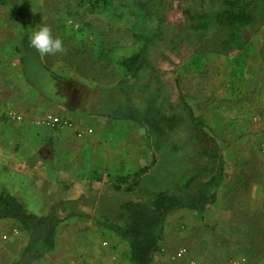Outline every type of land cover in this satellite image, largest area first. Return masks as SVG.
<instances>
[{"label":"crops","instance_id":"0c3cea01","mask_svg":"<svg viewBox=\"0 0 264 264\" xmlns=\"http://www.w3.org/2000/svg\"><path fill=\"white\" fill-rule=\"evenodd\" d=\"M26 21L27 31L30 33L35 26L33 11L28 13ZM52 34L57 36L58 32ZM20 36L21 30L14 13L0 4V191L7 190L26 208L32 209V212H46L38 215L57 211L61 218L64 217L58 225L55 249L47 255L64 257L71 262L78 257L81 264H118L122 260L121 254L127 251V244L97 224L101 217L106 216L95 214V210L98 207L100 209V204L96 201L99 194L97 190L100 184H107L112 191L110 181L114 176L132 172L146 161L136 165L137 158L134 162L127 161L130 159L128 154H134L130 148L135 143L133 140L120 139L119 144H116L121 149L119 157H112L114 145L111 143L106 148L100 134L106 129V125H110L109 129L112 131L122 125L128 128L129 125L142 127L128 121H115L94 115L100 104L112 103L107 92L110 93L115 82L108 81L105 72L98 67L100 62L97 63L95 73L87 65H82L87 56L78 54L80 51L77 44L80 45V40L74 38L75 34L71 37L73 44L68 46L71 54L67 57L60 55V52L51 55L38 53L39 55H29L25 61H22ZM103 44L105 46L104 42ZM81 66L85 68L80 69ZM61 68L63 72L60 71ZM29 72L32 75L34 73L35 77L28 75ZM112 79L116 81L115 77L110 80ZM251 94L254 99L258 95L264 96V92L258 90L251 91ZM5 109L20 114L22 119L7 118L3 114ZM47 113L68 118L73 122V127L54 130L35 126L33 120ZM258 114L257 121L250 120L246 123L244 121L248 118L238 107H233L232 112L229 108L223 110V118L221 112L218 113L222 118L221 129L226 127L228 118H232L235 132L225 142L229 144L232 141L233 161L223 154L225 177L218 188L216 203L209 206L216 205V214L210 216L209 207L202 213L182 209L170 214L160 250L155 253L152 264H166L177 249L172 219L181 215L186 217L188 255L175 261V264H186L190 257L198 264H229L232 257L221 262L226 250L213 247V243L223 240L218 239L221 233L208 232L204 224L213 223L216 229L219 226L223 229L229 226L231 222L228 215L231 210L227 204H230V198L242 204L247 201L256 203V207L264 211V147L259 153L256 150L258 145H264V110ZM85 116L89 118L86 119ZM201 116H204V121L210 119V113H202ZM91 119L95 125L91 124ZM205 123L208 125L207 121ZM86 128H90L91 133H84L81 137L76 135L77 130ZM83 144L86 145V152L92 153V158L88 155L80 156L77 148ZM228 161L230 166H227ZM79 163H84L85 171H82ZM88 164L92 171L87 169ZM107 171H113V175ZM85 195H92L94 202L83 203L81 200ZM238 209L251 211L254 207L239 204ZM72 212L76 215L65 217ZM0 223L17 226L11 219H2ZM60 227L65 228V239L62 242L59 239ZM72 231H78L79 237L72 240ZM224 234L228 235L226 232ZM105 241L107 245L103 244ZM108 244L109 248L106 249ZM113 254L116 255L115 260L111 258Z\"/></svg>","mask_w":264,"mask_h":264},{"label":"trees","instance_id":"16d2710c","mask_svg":"<svg viewBox=\"0 0 264 264\" xmlns=\"http://www.w3.org/2000/svg\"><path fill=\"white\" fill-rule=\"evenodd\" d=\"M259 1L264 4V0ZM0 4L8 7L18 21L22 61L29 55H39L28 40L26 17L31 11L30 1L0 0ZM79 6L89 13H101L110 8L124 9L134 17L154 21L150 30L136 35L140 45L127 56L112 58L108 48L99 43L94 49L95 61L100 62L98 67L105 72L109 82H115L110 93L107 92L112 103L100 104L94 115L138 125L144 130L150 150L162 142L170 145L172 142V150H182L188 159L187 170L190 171L178 191L162 190L149 200L140 196L130 197L118 204L114 217L104 216L97 221L99 226L127 244L123 255L126 264H152L155 253L160 250L168 216L182 209L204 212L216 203L218 188L225 177L224 156L216 139L208 133L203 117L193 112L185 95L178 89L177 80L174 79L170 87L163 79L164 70L159 63L167 59L165 48L172 30L170 10L172 7L174 11L178 10V24L193 35L204 38L226 29V36L220 40L218 49L227 53L232 48L243 49L246 46L245 29L255 21L252 2L178 0L174 5L171 0H80ZM74 38L78 41L81 35ZM163 47L159 52L161 58H156ZM89 61H92L90 56ZM174 63L178 65L179 62ZM114 77L116 81L110 80ZM178 137H183L182 143L176 142ZM186 147L188 150L184 151ZM154 148L149 163L132 172L114 176L110 181L111 188L128 194L141 192L144 176L157 163ZM196 157H199L197 162L194 161ZM73 215L76 214L72 212L65 217ZM2 219L13 220L26 236L18 258L12 264H35L54 251L58 225L64 217L61 218L57 211L45 215L29 211L16 196L2 189Z\"/></svg>","mask_w":264,"mask_h":264},{"label":"rangeland","instance_id":"374dc122","mask_svg":"<svg viewBox=\"0 0 264 264\" xmlns=\"http://www.w3.org/2000/svg\"><path fill=\"white\" fill-rule=\"evenodd\" d=\"M177 1L171 0V3L174 2L175 5ZM250 1L252 2L255 21L245 29V34L247 35L245 48H232L227 53L220 52L218 49L219 42L226 36V29L217 31L211 36L204 38L193 35L178 24V19L180 18H176L177 15L179 16L178 10L174 11L172 7L170 10L172 30L169 31L167 37L168 44L166 48H161L156 54L157 58L160 56L159 52L164 48L166 49L167 59L159 60V64L160 68L164 70L163 79L167 84L172 87L173 80L178 81V89L185 95V99L196 115L210 113V119L205 120L208 124L207 131L216 139L217 144H225L227 139L232 138L235 132L232 118H228L226 127L221 129L220 122L223 118V110L229 108V111L232 112L233 107L242 109L248 118L247 121H244L246 123L250 120V122L257 121L258 112L263 113L264 110V96L258 95L254 99L252 97L254 95L251 94V91L254 90L264 92V4L259 0ZM30 3L35 25L38 23L44 24L51 29V32H58L57 36L62 39L64 47V51L60 52V55L62 54L67 57L71 54L69 51L71 48L68 47L73 41L71 37L74 34L75 36L81 35L80 45L77 44L78 51H80L78 54L87 56L86 59H83L82 65H87L94 73L97 65V61L94 58L96 43L104 45V42L111 56L117 58L124 55L127 56L136 51L140 45V41L136 39V35L146 33L154 26L153 20L134 17L124 9L110 8L102 13H89L82 6H79L80 0H30ZM179 5V8H181V3ZM89 56L92 58V61H89ZM172 57L174 58L173 62ZM174 62L179 63L175 65ZM83 68L85 67H80V69ZM60 71L63 72V69L61 68ZM37 73L36 70V75ZM29 74L35 77L34 73L32 75L29 72ZM220 112L222 118L220 117L221 115H218ZM202 117L204 119V116ZM85 118L87 119L89 116H85ZM91 124L95 125L93 119H91ZM109 128L110 125H106V129L100 135L101 141L106 144V148L111 143L114 145L115 151H113L112 157L114 155L117 157L120 154V147H116L120 139L123 141L133 140L135 143L130 148H132L134 154H128L130 159L127 161L134 162L137 158L135 165L143 161H146L145 164L151 161V150L154 146L150 150L148 140L142 128L133 125H129V128L122 125L116 127L115 131ZM185 128L187 129L188 125ZM182 138L178 137L176 142L182 143ZM231 143L232 141H229V144H225L224 146L218 145L222 154L233 161L234 153ZM262 147L264 145H258L256 148L258 153L259 151L261 152ZM77 149L80 151V156L88 155L92 158V153L86 152V145L83 144ZM154 149L157 151V163L152 168V171L144 176L141 192L133 194L121 191L115 192L111 191L107 184H100L96 200L98 201V205L100 204V209L98 207L95 210V214H105L106 216L114 217L118 204L130 197L140 196L149 200L162 190L178 191L180 184L185 180L186 174L190 171L187 170L189 166L186 155L181 153L182 150L179 152L172 150V142L171 145L162 142ZM186 150H188V147L184 149V151ZM74 151L75 149L72 150V153ZM198 160L199 157L194 158L195 162ZM79 165L80 167L82 166V171H85L83 167L84 163H79ZM96 165L99 166V164ZM227 166H230L229 161ZM87 169L92 171V167ZM108 172H110V175H113V171ZM96 196L97 194L94 195V197ZM82 197L81 201L83 203L94 202L92 195ZM257 198L259 199V196H256ZM228 202L230 204H227V206L231 210L228 215L230 217L229 222H231L229 226L223 229L222 226L218 227L217 225L218 228L216 229L213 223L204 224V228L208 232L215 231L218 234L221 233L218 239L223 240L213 243L214 249L226 250V254L222 257L221 262H224L226 258L244 256L246 258L244 264H264V211L257 208L258 204L256 203H248L247 201V203L243 202L242 204L234 202L232 198ZM239 204L241 206L246 205L247 207L250 205L254 209L251 211L239 210ZM34 213L36 212L34 211ZM39 213L43 214L46 212H38L36 214ZM208 214L210 216L216 214V205L208 208ZM172 220H174L172 222V229L176 241L175 246L177 248L187 247L186 217L181 215ZM74 232L72 231V240L79 237L77 236L79 232ZM224 232L228 235L224 234ZM59 239L61 242L65 239L64 227L59 228ZM25 242V233L17 226L12 227L8 224L0 223V264H12L18 258ZM108 248L109 244L106 249ZM123 255L122 253L121 259L124 261ZM120 261L118 264L121 263ZM75 263L81 264L78 262V257L71 262L64 257L47 255L36 264Z\"/></svg>","mask_w":264,"mask_h":264},{"label":"built area","instance_id":"2783aa9c","mask_svg":"<svg viewBox=\"0 0 264 264\" xmlns=\"http://www.w3.org/2000/svg\"><path fill=\"white\" fill-rule=\"evenodd\" d=\"M7 118L12 119V120H21L22 116L20 114L15 113L11 109H5L3 113ZM33 123L35 126L38 127H43V128H48V129H54V130H60V129H66V128H72L73 127V122L69 120L66 117L57 115V114H52V113H47L41 116L36 117L33 120ZM90 128H86L85 130H77L76 135L78 137H81L84 133H91ZM104 245H107V242H103ZM188 255V249L186 247H179L177 248L172 255L169 257V260L166 262V264H175V261L182 260ZM111 258L113 260L116 259L115 255H112ZM245 257H232L229 259V264H241L245 262ZM86 264H92L91 262H87ZM121 264H126L125 261L121 262ZM176 264H182V263H176ZM186 264H198L197 261L190 257L186 261Z\"/></svg>","mask_w":264,"mask_h":264},{"label":"clouds","instance_id":"9594fccd","mask_svg":"<svg viewBox=\"0 0 264 264\" xmlns=\"http://www.w3.org/2000/svg\"><path fill=\"white\" fill-rule=\"evenodd\" d=\"M29 44L39 54H55L63 52V41L59 36H54L51 29L44 24H36L29 33Z\"/></svg>","mask_w":264,"mask_h":264}]
</instances>
